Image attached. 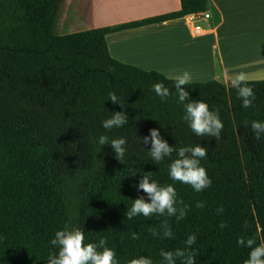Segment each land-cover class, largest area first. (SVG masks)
Here are the masks:
<instances>
[{
    "label": "trees",
    "instance_id": "obj_1",
    "mask_svg": "<svg viewBox=\"0 0 264 264\" xmlns=\"http://www.w3.org/2000/svg\"><path fill=\"white\" fill-rule=\"evenodd\" d=\"M63 2L0 0V264H47L56 251L49 242L65 225L79 228L85 244L106 238L118 264L140 256L159 264L160 250L183 247L189 233L197 235L196 264H244L250 249L238 238L264 242V136L256 139L250 128L264 121V81L245 82L255 97L249 108L241 107L234 86L215 80L182 86L223 123L219 140L196 136L176 97L162 101L152 91L163 82L175 92L174 79L115 60L106 38L204 14L207 0H180L175 13L68 35L57 32ZM109 93L124 108L108 100ZM115 111L125 112L128 123L105 130L101 121ZM153 128L170 146L207 149L201 165L211 187L197 193L172 181L168 158L157 165L147 156L151 145L143 137ZM101 134L125 138L123 163L110 145L99 150L94 141ZM148 173L159 185L175 187L183 202L178 207L188 206L183 220H127L132 200L147 198L135 185ZM165 220L175 238H154L150 229L162 231ZM221 222L227 227L220 229Z\"/></svg>",
    "mask_w": 264,
    "mask_h": 264
},
{
    "label": "crops",
    "instance_id": "obj_2",
    "mask_svg": "<svg viewBox=\"0 0 264 264\" xmlns=\"http://www.w3.org/2000/svg\"><path fill=\"white\" fill-rule=\"evenodd\" d=\"M63 3L61 26L76 22L83 27L80 32L153 19L181 9L180 0H64ZM204 14L210 18L200 14L110 34L106 38L109 52L125 65L175 79L177 75L168 74L164 65L189 66L190 52L204 55L209 51L211 74L215 69L209 81L225 86H233L232 80L240 74L247 78L264 71V0H207ZM210 21L207 27L199 26ZM193 29L200 34L194 35ZM180 46L181 52L176 50Z\"/></svg>",
    "mask_w": 264,
    "mask_h": 264
},
{
    "label": "clouds",
    "instance_id": "obj_3",
    "mask_svg": "<svg viewBox=\"0 0 264 264\" xmlns=\"http://www.w3.org/2000/svg\"><path fill=\"white\" fill-rule=\"evenodd\" d=\"M191 83L190 73L185 71L177 75L174 79L175 92H170L163 82H157L152 85V91L165 101L170 95H174L177 102L183 106V119L188 127L196 136H210L219 140L223 129V123L219 114L211 111L207 103L202 100L190 99V93L185 90V85ZM233 86L237 90V97L241 102V107L249 108L255 98L254 92L245 85L243 74L238 75L232 80ZM108 100L113 104L120 105L118 96L115 93H109ZM129 121L127 114L123 111L112 112V115L101 121V126L105 130L113 128H122ZM162 126V125H161ZM249 126V125H247ZM163 127V126H162ZM250 128L256 139L264 136V121H252ZM99 150L105 145H110L115 153V159L123 163L126 151L127 141L125 138L109 139L107 135L101 134L94 141ZM143 143L150 144L147 156L159 165L168 158V176L172 181H178L182 184L191 186V188L200 193L211 187L212 180L209 178L206 169L201 165L208 152L201 145L196 146H170L169 143L161 137L158 129H151L148 136L143 137ZM175 154V156H173ZM135 174H133L134 176ZM138 191L147 194V198L139 197L132 200L131 207L126 212L127 220L134 217L143 216L145 218L155 216L174 217L177 222L183 220L188 211V206L178 207L183 204L177 200L176 189L172 184L166 186L159 185L152 179L151 173L143 175V178L135 185ZM197 208H203V202H197ZM223 212V208H218L217 213ZM220 229L227 227L221 222ZM160 228L162 231L150 229V234L154 238L161 240L174 239V233L168 220H165ZM132 240L138 239L135 232L130 234ZM84 233L79 228H70L65 225L63 229L54 233V238L50 240V246L56 251H50L47 264H118L116 252L113 248L107 246L106 238H100L96 243H84ZM197 243V235L189 233L183 241V247L174 250L161 249L159 252V264H196V250L193 247ZM240 247L250 249L244 264H264V242L257 243L254 238H245L241 236L237 240ZM130 264H153L150 257L140 256L132 259Z\"/></svg>",
    "mask_w": 264,
    "mask_h": 264
},
{
    "label": "rangeland",
    "instance_id": "obj_4",
    "mask_svg": "<svg viewBox=\"0 0 264 264\" xmlns=\"http://www.w3.org/2000/svg\"><path fill=\"white\" fill-rule=\"evenodd\" d=\"M64 10H65V3H62L58 10H57V32L58 34H63V33H77L80 32V30L83 28L81 25H79L76 22H73L70 25L67 26H61L62 22H63V17H64ZM208 24H211L210 22L207 23H200L199 26H201L202 28L207 27ZM180 48L183 47H179L176 50H179V52H181ZM196 48H203V47H196ZM191 54L187 55V57L190 59V64L189 66H172L169 64L168 65H164V67H166V71L168 74L171 75H181L183 72L187 71L190 73L191 76V83H204V82H208L211 79V76L214 74V71H212L211 74V55L209 51H205V54L202 55L198 52H190ZM182 56H186V54H183ZM193 61V62H192ZM216 72L220 73V70L216 67ZM202 75V76H201ZM256 76H251V77H247L245 79L248 80H264V71L259 72L258 74H254ZM169 78V77H168ZM169 79H174V78H169ZM228 85V84H227ZM229 87V85H228Z\"/></svg>",
    "mask_w": 264,
    "mask_h": 264
},
{
    "label": "built area",
    "instance_id": "obj_5",
    "mask_svg": "<svg viewBox=\"0 0 264 264\" xmlns=\"http://www.w3.org/2000/svg\"><path fill=\"white\" fill-rule=\"evenodd\" d=\"M203 17H204L205 19H209V18H210V16H209L208 14H203ZM193 34H194V35H199L200 32H199L198 29H193Z\"/></svg>",
    "mask_w": 264,
    "mask_h": 264
}]
</instances>
